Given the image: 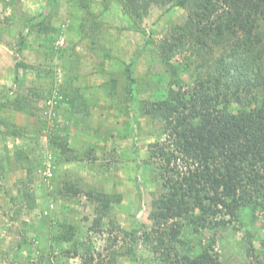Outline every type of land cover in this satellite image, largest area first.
Instances as JSON below:
<instances>
[{
	"label": "rangeland",
	"instance_id": "obj_1",
	"mask_svg": "<svg viewBox=\"0 0 264 264\" xmlns=\"http://www.w3.org/2000/svg\"><path fill=\"white\" fill-rule=\"evenodd\" d=\"M90 1L0 0V264H173L154 240L182 218L155 225L150 214L184 161L162 156L174 139L149 108L168 95L170 67L176 87L194 84L195 42L170 62L159 45L189 10L154 2L134 20L118 0ZM54 131L68 135L63 154ZM88 190L114 198L101 221ZM262 239L263 217L241 216L192 243L203 240L222 264H264Z\"/></svg>",
	"mask_w": 264,
	"mask_h": 264
},
{
	"label": "trees",
	"instance_id": "obj_2",
	"mask_svg": "<svg viewBox=\"0 0 264 264\" xmlns=\"http://www.w3.org/2000/svg\"><path fill=\"white\" fill-rule=\"evenodd\" d=\"M77 1L85 9L91 4ZM118 1L134 20L142 19L154 2L189 10L187 20L171 25L170 36L159 45L170 62L174 53L195 42L194 84L176 87L179 81L172 74L178 67H170L168 95L149 108L166 122L174 139V151L162 149V156L167 162L183 160L185 168H170L164 183L168 193L154 201L150 218L155 225L182 218L183 223L157 230L154 242L165 247L157 250L163 262L222 264L203 240L193 244V235L201 229L227 228L241 216L264 220V0ZM87 16L93 19L89 11ZM90 27L94 38L99 36L94 20ZM22 96L29 99L28 94ZM22 104L16 99L12 106L23 110ZM59 134L54 131L50 141L63 154L68 135ZM88 195L98 202L99 221L111 213L112 195L93 190ZM28 202L35 204L33 198ZM261 249L264 252V239ZM108 263L114 264L112 257Z\"/></svg>",
	"mask_w": 264,
	"mask_h": 264
},
{
	"label": "built area",
	"instance_id": "obj_3",
	"mask_svg": "<svg viewBox=\"0 0 264 264\" xmlns=\"http://www.w3.org/2000/svg\"><path fill=\"white\" fill-rule=\"evenodd\" d=\"M50 167H51V164L49 163V164H48V168H47V170H46V173L50 172Z\"/></svg>",
	"mask_w": 264,
	"mask_h": 264
}]
</instances>
